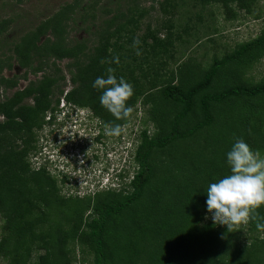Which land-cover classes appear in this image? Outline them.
<instances>
[{
  "label": "rangeland",
  "instance_id": "374dc122",
  "mask_svg": "<svg viewBox=\"0 0 264 264\" xmlns=\"http://www.w3.org/2000/svg\"><path fill=\"white\" fill-rule=\"evenodd\" d=\"M69 3L75 5L73 11L68 13L69 18L65 19L68 17L66 15L60 20V26L64 29L62 37L68 46L82 45L80 51L93 48L102 40L98 34L101 30L100 21L116 12L117 24L123 25L125 20L135 18L136 22L128 26L133 32V38L152 33L158 41L163 42L162 44L165 45V51L162 52L163 74L169 71L176 74L177 66L182 62L192 65V70L200 73L209 66L212 59L230 53L238 44L264 32V0H252L247 9H237L232 6L231 11L227 13L218 4L204 5L200 4L199 0H0V24H4L0 32V77L7 78L8 84L11 85L9 87L0 85V101L35 80L41 79L43 74L47 77L51 73L62 75L61 79L50 88L47 97L50 103L60 97L58 89L65 91L72 86L68 74V65L71 62L69 58L58 59L50 56L45 59L48 65L33 73L28 71V68L18 65L12 58L14 52L10 50L15 43L19 42L23 33L31 30L41 20L51 17L62 6ZM7 19H10L9 22H6ZM46 38L51 40L52 36L48 33L40 36L37 45H43ZM7 63L10 64L9 68L6 66ZM262 80H264V49L260 48L253 55L247 54L220 70L210 89L217 91L223 86L237 83L251 85ZM147 94H151L155 103H144L141 96L137 97L132 105L134 111L131 117L121 125L123 128L121 135H108L97 141L94 139L97 143H91L84 140L85 138H81L78 142V136L74 141L77 142L76 148L79 146L80 149L83 143L82 147L85 150L83 156L78 154L77 159L76 152L71 156L74 143L68 136L107 135L105 126L100 121L92 118L81 126L79 122L74 123L72 119L69 123L63 124L54 118L51 123L32 129V135L35 138L34 147L27 154L30 170H35L38 162L45 160L43 154L46 151L54 158L52 165L50 162L45 164L51 170L55 169V161L56 164L62 163L58 161L61 153L64 154L62 148L66 149V153L70 155V157L65 156L62 159L64 163L57 165L56 168L62 171L67 168L70 179L65 178L62 182L60 180L62 174H52L48 171L56 181L58 197L63 199L62 204L57 200L51 201L48 209L44 210L45 220L41 229L43 233L54 234L52 242L57 234L64 235L62 241L56 242L51 249L54 251L50 257L51 264H93L94 255L86 237L85 227V221L91 215V206L104 198L108 192L129 191L128 182L137 169L133 154L139 142L140 132L144 130L149 137L161 133L165 126L159 121V115L161 112L172 110L170 103L162 101L158 89H152ZM31 104V96L23 97L18 102V105ZM192 109L180 126L190 125L192 120L197 118L196 104ZM212 110L214 121L209 127L199 130L189 138L178 139L151 156V163L156 168L155 176L145 186L139 202L123 211L116 219L110 220L109 227L105 231V251L108 253L105 264L264 262V231L257 229L255 221L247 226H236L232 232H229L224 225H211L207 222V220L213 221L212 214L207 211V207L205 209L207 204L205 206L200 204L198 207L185 204L188 195L195 193L196 190L191 188L194 187L195 180L192 165L200 167L201 164L204 165V171L210 170L215 158L208 152L215 150V146L219 147V152H222L217 155L220 156L227 145H233L237 138H243L255 150V145H251L250 135L245 133L238 136V128L231 122L232 119L237 118L236 123L240 120L245 121L264 134V97L225 99L219 104H212ZM3 120L0 114V123ZM125 140L128 142L127 157H124L121 151V141L125 144ZM214 140H219V145H216ZM12 141L14 144L20 143L18 138ZM65 142L67 145L64 144ZM41 144L46 145L47 148H42L43 153L39 154L37 151L41 150ZM75 150L78 151V149ZM257 150L264 155V149ZM70 158H72L71 161H68ZM74 159L77 160L76 167L71 166L74 164ZM184 164L190 167L186 181L182 182L179 177L185 174V167L181 174L178 171ZM165 168L170 179L166 186L162 187L163 184L159 179L165 174ZM225 168V174H229L228 164ZM153 203L157 207L159 216H168L167 222L162 226L154 223L155 226L151 225L154 230L145 234L144 225L146 216L149 214L148 212L145 213L146 215L141 214L142 219H139V214L145 206L150 207ZM181 205L184 207L180 208ZM187 207L195 209L192 222L194 221L193 226L198 231L187 227L185 223L191 218L188 215L190 212L186 210ZM260 212H263L264 216V206L260 208ZM261 223H264V220ZM164 229L169 231L168 235L165 231L161 232ZM4 235H6L4 220L0 216V238ZM202 238L206 239L209 247H204L200 242ZM31 239L34 240V237L32 236ZM192 243L196 247L194 250H191ZM132 244L138 248L141 247L142 252L135 253L137 248ZM213 248L217 250L211 253ZM129 249H132L135 254L133 255ZM198 250L202 252L201 256L193 257ZM43 252V248L32 247L26 264H35ZM207 252L211 255L206 254ZM184 255L186 256L183 257ZM188 255L190 257L187 259ZM0 264H9V261L0 255Z\"/></svg>",
  "mask_w": 264,
  "mask_h": 264
},
{
  "label": "trees",
  "instance_id": "16d2710c",
  "mask_svg": "<svg viewBox=\"0 0 264 264\" xmlns=\"http://www.w3.org/2000/svg\"><path fill=\"white\" fill-rule=\"evenodd\" d=\"M251 1L199 0L200 4L204 5L218 4L226 13L231 11L232 6L237 9H247ZM74 6L72 3L65 4L51 17L41 20L31 30L23 33L19 38V42L15 43L10 49L14 52L12 58L17 61L18 65L28 68L27 70L33 73L43 66L46 67L48 63L45 59L50 56L58 59L69 58L71 62L68 65V74L72 86L65 91L58 89L57 92L60 97L50 103L47 98L50 88L57 80L61 79L62 75L51 73L47 77L43 74L41 79L35 80L20 91L0 101V114L4 118L0 123V216L4 220L6 231V235L0 238V255L6 257L9 264H26L30 250L34 246L44 249L35 264H51L50 257L54 252L51 249L56 242H60L64 238V235L57 234L56 239L52 242L54 234L43 233L41 230L45 220L44 210L48 209L51 201L54 200L53 202H55L57 200L62 204L63 199L58 197L56 181L49 175L44 166L35 170L29 169L30 163L27 154L33 149L35 142L32 129L40 128L45 123H51L50 120L45 119V115L49 112L52 118L54 109L60 99H63L69 106L86 110L89 119L95 118L104 126L109 124L123 125L125 120H117L108 110L101 106L99 97L103 90L93 87L97 77L106 78V69L108 67L115 69L117 78L123 77L134 86V95L128 101L129 106H132L139 96L142 97V102L144 103H155L151 98V94H147V92L152 89H158L162 101L170 103L172 110H170L171 112H161L159 115V121L164 123L165 126L161 133L149 137L144 130L140 132L139 142L133 154L137 169L128 182L129 191L108 192L104 198L96 201L91 206V215L85 221V227L86 237L94 255L93 264H105L108 253L105 251L104 234L109 227L110 220L116 219L123 211L137 204L143 195L145 186L155 176L156 168L151 163V156L156 151H162L174 141L189 138L199 130L209 127L214 121L212 104H219L225 99L264 97V80L251 85L237 83L223 86L217 91L210 89L215 76L220 70L225 69L229 63L237 61L247 54L253 55L260 48L264 49V32L251 40L238 44L230 53L224 54L220 58L212 59L209 66L200 73L194 72L192 65L182 62L177 66L176 74L172 71L163 74L162 70L164 67L162 64H164V57L162 52L165 51V45L162 44L163 42L158 41L154 34L147 33L138 37L141 41L139 47L142 54L136 55V50L132 47L135 38H133L131 29L128 28L129 24L136 22L134 17V19L125 20L123 25L117 24L118 15L115 12L110 17L100 21L101 30L98 34L102 40L94 45L93 48L80 51L82 45L79 47L68 46L62 37L64 29L60 26V20L64 16H68V13L73 11ZM67 18L69 16L65 19ZM9 20L7 19L6 22H9ZM3 26L4 24L1 23L0 32ZM46 33L50 34L52 39L46 38L42 43L43 45H37L39 37ZM148 39L149 41H147ZM115 56L119 57V64L114 62L101 64L100 62L102 59L106 61L112 60ZM6 66L9 68L10 64L7 63ZM1 84L7 87L11 86L8 84V79L4 77H0ZM26 96H31L32 104L29 106L18 105V102ZM194 104L197 106V118L192 120L190 125L180 126L193 110ZM236 119H232L231 122H233L234 126H237L238 136L246 133L251 136V145H255V150L264 149V134L256 127L248 125L245 121L240 120L236 123ZM99 135L95 137L96 141ZM17 138L20 143L14 144L12 140H17ZM214 141H216V145H219V140ZM231 147L232 145H227L220 156L217 155L222 152H219L220 150L217 146L212 152L207 150L215 158L214 165L208 171H204V165L200 164V167L192 165L194 169L193 178L195 179L193 185L195 188H191L196 190L195 193L188 195V199L185 201L186 205L193 204V206L197 207L200 204L206 205L208 186L228 175L225 174V166L227 165V153ZM184 167L185 174L179 177L182 182L186 181L185 178L188 177L187 171H189L188 168L190 166L184 164L178 172H182ZM213 170L216 171L213 172ZM164 173L163 177L159 179L163 184L162 187L166 186L167 181L169 182L170 179V175L168 176L166 173V168ZM176 175L179 176L177 173ZM64 179L65 177L60 180L64 182ZM179 179L178 181L180 182ZM183 207V205L180 206V208ZM187 208L186 210L190 212L188 215L191 218L185 219V223L187 227L195 228L198 231L193 226L194 221L192 222L195 209L193 207ZM258 212L260 216H263V212H260V209H258ZM145 213L149 214L146 216L147 220H145V234L150 230H154L151 226L154 223L162 226L167 222L166 218L168 216H159L154 203L150 207L147 205L143 208L139 214V219H142L141 214L146 215ZM207 222L211 225H216L211 220H207ZM177 227L179 228L178 225ZM182 227L184 228L183 225ZM163 231L168 235L169 231L167 229L161 230V232ZM196 235L201 238L198 233ZM32 236L34 240L31 239ZM170 237L172 239L171 234ZM200 242L204 247H209L206 239L202 238ZM132 246L136 247L133 244ZM136 248L137 251L135 253L143 250L140 249L141 247L138 248V246ZM195 248L194 243H192L191 250ZM216 250L213 248L211 253ZM129 251L133 252V255L135 254L132 249H129ZM201 254L202 252L198 250L193 257L196 256L198 258ZM206 254L211 255L209 252ZM132 256L127 257L132 258ZM189 257L190 255H188L187 259ZM248 264H264V262Z\"/></svg>",
  "mask_w": 264,
  "mask_h": 264
},
{
  "label": "clouds",
  "instance_id": "9594fccd",
  "mask_svg": "<svg viewBox=\"0 0 264 264\" xmlns=\"http://www.w3.org/2000/svg\"><path fill=\"white\" fill-rule=\"evenodd\" d=\"M140 44L138 38L133 40L136 55L142 54ZM100 62L119 64L120 60L115 56L112 60L102 59ZM106 72V78L97 77L93 84L94 88L103 90L100 104L117 120H127L134 111L128 105L134 95V86L123 77L117 78L114 68L108 67ZM86 119H89L88 115ZM122 131L119 124L105 125L107 135L119 136ZM227 164L229 174L211 183L206 191L207 211L212 214L211 219L214 224L226 226L229 232L236 226H247L253 221L258 230L264 231V223L260 222L264 216L258 212L264 206V155L253 150L243 138H237L227 153Z\"/></svg>",
  "mask_w": 264,
  "mask_h": 264
},
{
  "label": "built area",
  "instance_id": "2783aa9c",
  "mask_svg": "<svg viewBox=\"0 0 264 264\" xmlns=\"http://www.w3.org/2000/svg\"><path fill=\"white\" fill-rule=\"evenodd\" d=\"M86 115H87V112L84 109L73 107V106H69L68 104L65 103V101L63 99H60L57 107L54 109L52 118H51V116H50V114L48 112V114L45 116V119L46 120H50L52 122L54 120V118H55V120H57L58 122H62L63 124L64 123L65 124L69 123L70 120L72 119V120H74V123L79 122L81 124V126H84V123H86L89 120V119L88 120L86 119ZM78 136H79L78 142L81 141V138H85L84 140H87V141H89L91 143H97V142H94L95 136H97V135H69L68 136L69 140H71L74 143L73 144V152H71V151H69V152H71V156H72V154H74V152H76V154H77L76 157H75L76 159L78 158V154L83 156V153H84L83 151L85 150V148L82 147L83 143H81L80 149H79V146L76 148L77 142H74V141H76ZM68 137L66 136L67 139H68ZM64 144L67 145L66 142ZM121 144H122V150L121 149L120 150L123 152L122 154L125 157V156H127V152H128V149H127L128 148L127 147L128 142H127V140H125V144H123L122 141H121ZM48 147H50V145ZM120 147H121V145H120ZM40 148H41V150L37 151L39 154L43 153L42 152V148L46 149L47 146L41 144ZM75 149H78V151L75 150ZM62 150L64 151V154L62 155V153H61V156H59L58 161H61L62 163H64V160L62 161V159H64L65 156L70 157V155L68 153H66V149L62 148ZM53 156H54V154H53ZM43 157L45 158V160L43 162H38L36 167L34 166L35 169H38L39 167L44 166L45 169H47V171L51 172L52 174H57V175L58 174H62V176H60V177H62V178L65 177V178L70 179L69 176L67 175V173H69V172H67V168H65L64 171H62L60 168L56 169L58 167L57 165L60 166V164H62V163L56 164L57 162L55 161L54 162L55 163V165H54L55 169H52V170L45 166L46 162L48 164L50 162V164L52 165L53 164L52 161H54L53 160L54 158L52 157V155L49 154V152L46 151L43 154ZM72 158H74V156ZM72 158H70L68 161H71ZM76 159L73 160L74 164H72V165L70 164L71 166H75V167L77 166L76 165V162H77ZM70 171L73 172V170H70Z\"/></svg>",
  "mask_w": 264,
  "mask_h": 264
},
{
  "label": "flooded vegetation",
  "instance_id": "af4514ba",
  "mask_svg": "<svg viewBox=\"0 0 264 264\" xmlns=\"http://www.w3.org/2000/svg\"><path fill=\"white\" fill-rule=\"evenodd\" d=\"M108 135H99L98 139H100L101 137H107Z\"/></svg>",
  "mask_w": 264,
  "mask_h": 264
}]
</instances>
